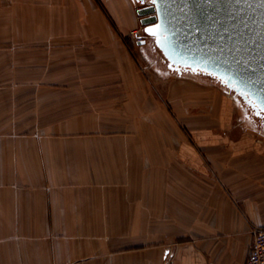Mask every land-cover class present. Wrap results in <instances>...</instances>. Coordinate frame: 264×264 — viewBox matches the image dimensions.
Listing matches in <instances>:
<instances>
[{
	"label": "crops",
	"instance_id": "1",
	"mask_svg": "<svg viewBox=\"0 0 264 264\" xmlns=\"http://www.w3.org/2000/svg\"><path fill=\"white\" fill-rule=\"evenodd\" d=\"M132 3L0 0V29L9 15L23 20L28 4L33 24L42 18L46 29L71 35L64 41L73 46L70 62L81 61L71 72L81 79L79 96L48 102L45 115L34 110L35 101L30 129H0V264H244L251 227H264V185H177L186 166L192 180L198 153L181 137L179 162L169 158L168 135L155 132L167 126L166 111L105 18L106 12L125 34L136 21ZM144 47L138 45L141 56ZM172 78L186 82L179 94L186 105L193 111L206 100L221 127L232 125L239 108L251 134L238 148H262L261 128L231 92L203 76ZM7 106L0 101V127L7 125ZM199 135V145L212 140L206 131ZM173 164L183 171H171ZM11 174L33 178L13 185Z\"/></svg>",
	"mask_w": 264,
	"mask_h": 264
},
{
	"label": "rangeland",
	"instance_id": "2",
	"mask_svg": "<svg viewBox=\"0 0 264 264\" xmlns=\"http://www.w3.org/2000/svg\"><path fill=\"white\" fill-rule=\"evenodd\" d=\"M131 1L134 10L140 7L134 0ZM27 5L24 4L22 8L23 20L21 17L15 19L9 15L7 24L2 23L7 28L0 29V38L6 39V43L0 46L2 50L0 87H7L6 93H0V101H7L9 115L7 125H2L0 129L2 132L6 130L9 134H19L30 129L27 127L33 121L31 103L35 101L40 103V106L34 110L45 115L48 112L45 109L48 102L56 101V104L60 105L59 102L71 101L79 96L80 92L81 79L78 76L73 78L71 72L80 70L81 61L77 56L76 60L70 62L72 58L69 50L73 46H65L64 42L67 41L65 38L71 35H65V31L46 29L47 23L42 18L37 23L39 27L35 29L37 24H33L31 14L26 13ZM105 15L113 36L121 40L133 59L137 71L152 87L155 99L166 111L167 126H164L162 131L161 127L157 126L155 132L168 135L169 158L173 163L176 160L179 162L176 151L181 137L184 138L185 146L194 148L198 153L196 156L199 159V167L189 171L193 174L192 180L186 166L184 174H180L181 177L177 180V185H264V144L262 148L255 146L257 144L253 147L238 148L241 136L251 134L243 121L240 109L237 108L233 114L232 125L223 127L219 125L217 119L211 117L212 109L206 100L198 102L192 111L191 106L186 105L184 97L181 98L179 95L182 92L181 89H186V82L172 78L176 76L175 74L167 77L162 75V70L154 64L153 53L149 52L152 50L150 47H144L147 55L143 52L141 56L135 38L131 34L133 30L142 33L143 28L138 15L136 14V21L125 34H120L117 22L115 23V20L106 12ZM147 38L149 39L146 36L145 40L148 41ZM15 39H22L25 44H17L14 42ZM157 52H155V59H161V54L158 56ZM163 66H165L164 63ZM16 87L19 90H16ZM69 88L73 91L71 94H69ZM72 111L75 110L72 109ZM204 131L212 135L209 138L213 141H208L202 146L203 144L199 145L200 142L194 137L200 136L199 134ZM257 140L264 143V134L260 133ZM11 144L9 143V146ZM8 150L10 154L11 150ZM171 167V171L177 169L178 173L182 169L175 168L174 164ZM175 170L171 175L173 182L170 181L173 185ZM32 178V175L11 174L8 175V182L21 185L24 181L31 182ZM223 191L231 198L233 206L240 211L239 202L225 188Z\"/></svg>",
	"mask_w": 264,
	"mask_h": 264
},
{
	"label": "water",
	"instance_id": "3",
	"mask_svg": "<svg viewBox=\"0 0 264 264\" xmlns=\"http://www.w3.org/2000/svg\"><path fill=\"white\" fill-rule=\"evenodd\" d=\"M134 1L140 5L136 12L143 33L162 56L163 73L211 79L264 127L262 0Z\"/></svg>",
	"mask_w": 264,
	"mask_h": 264
},
{
	"label": "built area",
	"instance_id": "4",
	"mask_svg": "<svg viewBox=\"0 0 264 264\" xmlns=\"http://www.w3.org/2000/svg\"><path fill=\"white\" fill-rule=\"evenodd\" d=\"M131 34L135 38L137 45L146 41V35L143 33V30L142 33L133 30ZM250 233L252 235V244L244 264H264V227L253 225Z\"/></svg>",
	"mask_w": 264,
	"mask_h": 264
},
{
	"label": "flooded vegetation",
	"instance_id": "5",
	"mask_svg": "<svg viewBox=\"0 0 264 264\" xmlns=\"http://www.w3.org/2000/svg\"><path fill=\"white\" fill-rule=\"evenodd\" d=\"M149 52L153 53V58H154V64L157 65L161 70L163 71H166V69L164 68L162 62L160 59H155V52H156V49H152V50H149ZM242 109L244 110V112L246 113L245 115L248 117V119L251 120L252 123H254L255 125L259 126V127H263L262 125V122L260 119H258L257 117H255L248 109L246 110L245 107L242 106ZM264 129V127H263Z\"/></svg>",
	"mask_w": 264,
	"mask_h": 264
},
{
	"label": "trees",
	"instance_id": "6",
	"mask_svg": "<svg viewBox=\"0 0 264 264\" xmlns=\"http://www.w3.org/2000/svg\"><path fill=\"white\" fill-rule=\"evenodd\" d=\"M146 45L148 47H150L151 49H155V46H154V43H153V39L152 38H149L148 41L146 40ZM157 52V50H156ZM158 56H160V53L157 52Z\"/></svg>",
	"mask_w": 264,
	"mask_h": 264
},
{
	"label": "snow or ice",
	"instance_id": "7",
	"mask_svg": "<svg viewBox=\"0 0 264 264\" xmlns=\"http://www.w3.org/2000/svg\"><path fill=\"white\" fill-rule=\"evenodd\" d=\"M236 2L239 3L240 0H236ZM262 3H264V0H262ZM153 35H156V33H153ZM209 74H210V73H209ZM262 110H264V109H262Z\"/></svg>",
	"mask_w": 264,
	"mask_h": 264
},
{
	"label": "bare ground",
	"instance_id": "8",
	"mask_svg": "<svg viewBox=\"0 0 264 264\" xmlns=\"http://www.w3.org/2000/svg\"><path fill=\"white\" fill-rule=\"evenodd\" d=\"M142 27V26H141ZM148 39V38H147ZM137 46V45H136ZM145 46V45H144ZM218 84V83H217ZM225 109V108H224Z\"/></svg>",
	"mask_w": 264,
	"mask_h": 264
}]
</instances>
